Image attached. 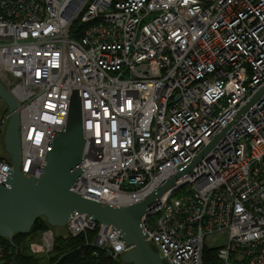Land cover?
<instances>
[{"label":"built area","instance_id":"2783aa9c","mask_svg":"<svg viewBox=\"0 0 264 264\" xmlns=\"http://www.w3.org/2000/svg\"><path fill=\"white\" fill-rule=\"evenodd\" d=\"M0 81L18 102L31 176L80 89L86 140L72 190L115 207L144 198L232 124L143 226L171 264H204L206 248L215 264H264V91L238 117L264 88V0H0ZM9 168L0 159V185ZM63 228L94 233L88 244L123 264L112 225L77 213ZM55 238L42 231L30 252L49 254ZM4 254L0 245V264Z\"/></svg>","mask_w":264,"mask_h":264},{"label":"water","instance_id":"95a60500","mask_svg":"<svg viewBox=\"0 0 264 264\" xmlns=\"http://www.w3.org/2000/svg\"><path fill=\"white\" fill-rule=\"evenodd\" d=\"M264 88L240 110L238 117L256 101ZM0 100L6 105L9 120L3 134V144L11 163L8 177L0 185V238L13 240L14 235L28 234L36 220L45 217L52 227H65L77 213H85L98 223L112 225L119 232L128 250L121 253L123 264H171L146 239L143 216L159 204L160 199L200 162L214 145L211 144L186 168L167 178L141 200L124 206H112L86 198L72 190L83 171L85 138L82 132L80 89H71L68 117L63 130H53L45 164L38 176L21 171L20 127L18 102L0 81ZM235 119V121L238 119ZM157 248V247H156ZM158 249V248H157Z\"/></svg>","mask_w":264,"mask_h":264},{"label":"trees","instance_id":"16d2710c","mask_svg":"<svg viewBox=\"0 0 264 264\" xmlns=\"http://www.w3.org/2000/svg\"><path fill=\"white\" fill-rule=\"evenodd\" d=\"M71 35H82V26L76 21L71 29ZM0 100V138L4 130L1 128V119L7 114V107ZM4 158L0 155V159ZM53 229L45 217L38 218L28 234H15L13 240L0 238V245L5 247L3 264H115L106 256L102 249L88 244L94 238V233L80 234L78 236H63L56 233L55 245L47 255H34L29 250L28 239L32 234ZM28 239V240H27ZM216 250L206 248L204 251V264H215Z\"/></svg>","mask_w":264,"mask_h":264},{"label":"rangeland","instance_id":"374dc122","mask_svg":"<svg viewBox=\"0 0 264 264\" xmlns=\"http://www.w3.org/2000/svg\"><path fill=\"white\" fill-rule=\"evenodd\" d=\"M3 105H5V104L3 103ZM0 155L3 157H7V153L5 151L4 144H3V137L0 138ZM53 230L55 233H62L64 231V228L54 227ZM39 237H40V232H37V233L32 234L28 239L38 240Z\"/></svg>","mask_w":264,"mask_h":264}]
</instances>
